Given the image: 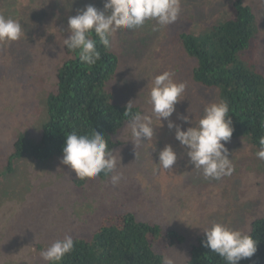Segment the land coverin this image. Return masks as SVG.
Returning a JSON list of instances; mask_svg holds the SVG:
<instances>
[{
	"label": "rangeland",
	"instance_id": "obj_1",
	"mask_svg": "<svg viewBox=\"0 0 264 264\" xmlns=\"http://www.w3.org/2000/svg\"><path fill=\"white\" fill-rule=\"evenodd\" d=\"M105 0H0V15L18 20L25 38L0 42V264H49L41 251L65 235L90 241L108 217L130 214L136 222L155 227L159 236L153 252L187 264L192 246L213 222L244 234L264 214V160L246 138L229 141L233 171L220 179H205L189 163L187 149L175 139V128L159 120L148 103L156 75L172 72L185 92L168 119L186 130L220 101L218 88H205L192 79L194 60L187 58L179 34L223 23L234 15L235 4L248 6L257 18V34L241 56L242 62L264 76V0H180L177 20L159 26L118 30L111 37L117 58L113 77L106 83L112 102L152 117L154 138L137 144L126 122L114 136L112 150L122 175L113 186L110 175L79 179L61 163L62 156L42 161L13 155L19 140L36 144L48 121L47 100L56 88L57 70L67 59L63 39L67 21L78 10L93 5L103 10ZM256 26V27H257ZM188 116L189 123L179 117ZM192 121V123H191ZM223 143V142H222ZM170 145L177 155L171 171H154L158 153ZM175 231L180 244L166 245ZM151 239V237H149Z\"/></svg>",
	"mask_w": 264,
	"mask_h": 264
},
{
	"label": "trees",
	"instance_id": "obj_2",
	"mask_svg": "<svg viewBox=\"0 0 264 264\" xmlns=\"http://www.w3.org/2000/svg\"><path fill=\"white\" fill-rule=\"evenodd\" d=\"M233 11L231 19L194 31L199 35L179 34V41L187 58L195 61L193 81L205 88H218L220 100L227 101L234 128L230 141L246 138L260 148L259 140L264 137V76L241 60L258 32L257 18L248 6L239 3ZM96 47L101 58L92 66L82 63L78 52L66 48L68 57L57 70L56 88L47 100L48 121L42 127L41 139L27 146L19 140L13 155L42 161L62 156L66 136L73 131L103 133L110 152L119 145L114 136L138 111L131 108L126 115V107L112 102L106 83L115 73L117 58L99 43ZM107 176L101 173L97 177ZM249 235L258 242L257 251L238 264H264V214L251 224ZM158 236L155 227L136 222L130 214L108 217L90 241L73 238L72 252L58 264H162L163 256L151 248ZM204 239L198 238L192 246L187 264H227L202 246ZM166 240V245L172 246L183 238L169 231Z\"/></svg>",
	"mask_w": 264,
	"mask_h": 264
},
{
	"label": "clouds",
	"instance_id": "obj_3",
	"mask_svg": "<svg viewBox=\"0 0 264 264\" xmlns=\"http://www.w3.org/2000/svg\"><path fill=\"white\" fill-rule=\"evenodd\" d=\"M180 12V0H105L103 10L87 5L78 10L75 16L68 18L67 38L64 46L69 51H76L82 63L95 65L101 58L96 45L105 49L111 48V37L121 29L132 30L144 25L146 21L155 20L161 27L174 23ZM93 34L95 39L92 38ZM25 38L21 23L13 18L0 15V42L12 43ZM173 73L165 71L156 75L148 95V103L159 120H167V127L175 128V139L187 149L189 163L202 172L205 179H220L231 175L232 161L225 145L230 141L234 128L229 117V106L226 100L210 103L204 108L203 116L186 130H181L168 118L175 111V105L182 100L186 84L176 83ZM131 112V102L126 105L125 114ZM189 123L188 116L179 117ZM192 123V121H191ZM131 135L137 144L150 142L154 138L152 117L136 113L128 122ZM160 126H162L160 124ZM223 142V143H222ZM259 151L256 156L264 160V137L259 140ZM177 161V155L170 145H165L158 153V163L154 171L162 169L171 171ZM61 163L72 170L79 179H92L101 173L110 175L113 186L122 179L115 172L117 160L108 150L107 141L101 132L77 134L76 131L66 136L62 148ZM205 239L202 246L215 253L227 264H238L242 259L252 257L257 251V241L239 230L213 222L211 227L203 230ZM74 241L70 235L58 239L41 251V258L58 264L62 258L72 252ZM162 264H174L173 259L165 256Z\"/></svg>",
	"mask_w": 264,
	"mask_h": 264
}]
</instances>
